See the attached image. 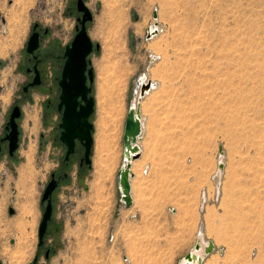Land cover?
I'll list each match as a JSON object with an SVG mask.
<instances>
[{
    "label": "rangeland",
    "instance_id": "obj_1",
    "mask_svg": "<svg viewBox=\"0 0 264 264\" xmlns=\"http://www.w3.org/2000/svg\"><path fill=\"white\" fill-rule=\"evenodd\" d=\"M83 1L91 13L86 33L98 45L87 55L90 166L66 169L39 246L40 197L62 147L58 115L54 109L42 115L46 92H21L20 65L35 22L46 29L39 48L49 51L42 54L44 85L56 90L55 55L73 35L74 12L67 8L74 0H0V132L13 102L22 113L16 157L5 162L0 155V264H30L34 256L35 264H177L199 225L214 245L200 264H264V0ZM153 13L159 32L146 39ZM144 73L157 87L141 101L145 125L132 170L133 203L124 207L115 173L126 108ZM115 75L124 80V113L112 134L115 163L98 184L94 162L111 125L103 117L104 91ZM28 145L33 170L22 179ZM218 146L223 165L216 190Z\"/></svg>",
    "mask_w": 264,
    "mask_h": 264
},
{
    "label": "water",
    "instance_id": "obj_2",
    "mask_svg": "<svg viewBox=\"0 0 264 264\" xmlns=\"http://www.w3.org/2000/svg\"><path fill=\"white\" fill-rule=\"evenodd\" d=\"M76 8L82 12L81 18H77L79 27L75 26V33L69 43L64 46L63 54L64 61L60 71V78L58 86L60 92L58 95L57 110L61 109V117L58 127L61 128L59 133V140L67 147L65 155L72 151L74 140H78L84 147V158L89 162L88 154L91 146V130L92 125L88 120L92 112L93 99L89 95V84L92 80L91 68L87 67V55L92 48L97 49L98 45L93 44L89 39L85 30V21L91 19V13L81 0H77ZM155 14H152L154 18ZM37 23L32 25V28ZM150 30L145 29V38L150 37ZM37 46V32H31L25 41V51L31 52ZM154 57V56H153ZM151 56V59L153 58ZM144 74H140L142 76ZM137 78V79H138ZM137 87V86H136ZM150 88V82L146 80L138 86V99ZM18 108L13 107L10 113L7 124L10 123V131L7 137L10 141V151L16 145V126L12 121L16 116ZM140 114L138 103L132 106L131 103L127 105L123 129H122V151L121 162L115 173V180L119 193V201L123 206L131 205L129 177L132 176L130 171V163L132 160L137 159L140 154L139 147L135 143L136 139L141 133ZM218 153L222 155L221 146H218ZM222 162H217V169L222 168ZM219 178V174L216 173ZM53 188L52 179L46 184L40 197V201L46 199V204L42 210L40 220L37 227V245H40L46 229L47 221L50 218L51 206L49 203L48 195ZM11 212V209H9ZM214 245L211 240H207L205 244H201L198 237L192 245L191 250H188L182 258L185 262H181L180 258L177 264H200L204 256L213 251ZM36 257L34 256L30 264H35Z\"/></svg>",
    "mask_w": 264,
    "mask_h": 264
},
{
    "label": "flooded vegetation",
    "instance_id": "obj_3",
    "mask_svg": "<svg viewBox=\"0 0 264 264\" xmlns=\"http://www.w3.org/2000/svg\"><path fill=\"white\" fill-rule=\"evenodd\" d=\"M81 1L84 4V1L83 0H81ZM76 2H77V0H74V3L72 5H70L69 8H67L69 12H71V11L74 12V19H75L74 28H75V26L79 27V23L77 21V18L80 19L81 15H82V12L78 11L76 8ZM86 22L87 21H85V23ZM34 23L35 22H33V24ZM85 23H84V25H85ZM32 25H31L29 34L31 32H37V46L31 52H26L25 46H24V61L21 63L20 66H21L23 73L25 74L26 77H25L24 82L21 84L20 90L22 93H28L31 90H37L38 92H40L39 90H41L42 92H46V99H45V102L43 104L42 115L45 116L47 114V112L52 110V109H54L55 113L58 115V122L56 123V128H58L57 140L62 147L61 158H60V162L56 165V168L48 173V179H47V181L43 187V189H44L46 184L49 182V180L52 179L53 188H52L50 194L48 195L49 203H50V206L52 208V204H51L52 193H53L54 189L56 188V186L58 185V183L60 182V180L66 178V175H67L66 169L69 168L72 163L76 164V167L78 170L81 169L82 167L83 168L89 167L90 166V152L88 154L89 162H86L85 158H84V147H83V145L78 140H74L73 146H72V151L69 152L67 155H65L67 147L58 138L59 133L61 131V128L58 127V124L60 122V117H61V109L57 110V103H58V95L60 92V88L58 86V80L60 78V71H61L63 61H64V57L62 56L63 49H64V46L66 44H64V46L62 48L61 54L55 55V57H56L55 61L57 62L55 64V66H56V68L58 66V68H57L58 74L53 76L54 88H56V90L52 91L51 86L50 85H47V86L44 85V80H43L44 76H45L44 75L45 68L48 66H46L47 61L45 60V58L42 57V54H45V53L49 54L48 53L49 51H48V49H44V52L42 54H40V52H39L41 35H42V33L44 34L46 32V29H43V28L41 29V27L38 24H36V26L34 28H32ZM74 33H75V29H74L73 35H74ZM58 61H60V64L58 63ZM51 66H52L51 69L54 70L55 67H53L52 64H51ZM49 96H51V98H53L55 101L54 102L51 101ZM14 106H16L18 108V110L16 112L17 114H16V116L13 117V120H12L15 123L16 131H17L16 132V141H15L16 145L13 146V149H11V151H10V141H9V138L7 137V134L9 133L11 128H10V123L7 124V122L9 120L10 113L12 112V109ZM21 115H22V113H21L20 106L18 104H14V102H13L10 105V107L8 108L5 120L3 121L2 130L0 132V155L5 156V158H6L5 162H8V160H12V159H14V157H16L15 153H16L17 148H18V144H19L18 140H19V135H20L19 134L20 133V124H19L18 120L21 118ZM40 202L44 203V206H45L46 199H44L43 201H40ZM6 209H7L8 214H13V210L9 205L6 206ZM9 209H11V212H9ZM50 218H51V215H50ZM50 218H49V220H50ZM49 220L47 221V223L49 222ZM46 226H47V224H46ZM45 232H46V229H45ZM45 232H44V235H45ZM41 245H39V246H41ZM43 256L47 257V249L44 250Z\"/></svg>",
    "mask_w": 264,
    "mask_h": 264
},
{
    "label": "bare ground",
    "instance_id": "obj_4",
    "mask_svg": "<svg viewBox=\"0 0 264 264\" xmlns=\"http://www.w3.org/2000/svg\"><path fill=\"white\" fill-rule=\"evenodd\" d=\"M16 5H18V4H16ZM14 6V5H13ZM16 7V6H15ZM109 11V10H108ZM115 11V10H114ZM123 15V14H122ZM13 18H19V17H17L15 14L12 16ZM13 18H11L10 16H9V19L11 20H13ZM121 19V18H120ZM119 19V20H120ZM155 21L154 22H152L149 26H147L146 28H148L149 30H150V37L149 38H147V39H151V38H153L155 35H157V33L159 32V26L158 25H156V18H153ZM119 22H118V27L120 28V26H119ZM118 34V33H117ZM113 49V48H112ZM105 50H110L109 48H106L105 47ZM116 51V50H115ZM113 53V51L112 50H110V51H108V53ZM115 53V52H114ZM111 55V54H110ZM154 56V58L155 57H157L156 55H153ZM154 60V59H153ZM117 63H120V62H118V59H117ZM115 64H113V66H114ZM117 65V64H116ZM122 66V65H121ZM121 66H118L119 68L121 67ZM115 67V66H114ZM113 67V68H114ZM117 68V67H116ZM119 68H117L118 70H120ZM123 68V67H122ZM121 68V72H122V70L124 69H122ZM119 71V72H120ZM116 72H118V71H116ZM118 72V73H119ZM119 74H123V73H119ZM118 75V74H117ZM117 75H115L114 77H115V79H114V81H111V84H110V86H109V84L108 85H106V88H105V91H104V97H105V99H104V106H103V113H104V115H103V117H105L107 120H108V122L111 124L110 125V133L108 134V140H107V146L106 147H102V146H100V148L102 147L103 149H101V151H98V152H102L101 153V155L99 156V159H97L95 162H94V166L96 165V168L94 169V173H93V175H94V178L96 179V180H98V182L96 181V183H98L99 184V180H101L102 182L104 181V180H106V177H107V175H109L110 173V171H111V168H112V165H114V163H115V159H116V156H115V152H114V149H113V135L112 134H115V130H116V127L118 126V124L120 123V121H121V117H122V115H123V109H124V107H123V104H122V100H123V96H124V80L122 79V75H120V76H117ZM124 75V74H123ZM111 76V75H110ZM110 80H112V79H110ZM146 80H148L149 82H150V88L144 93V95L140 98V99H138V92H137V94H136V90H135V94H136V96H135V98L132 100V102H130L131 103V105L132 106H135L136 105V103H138V107H139V114H140V124H141V133H142V131L144 130L143 128H144V125H145V123H144V118H142V115H141V101H142V99L146 96V95H148V93H150V91H152L153 89H155L157 86H156V82H154V81H152L151 79H149L148 77H146V75H145V73H144V75H142V76H140L138 79H137V81H136V84H137V88L136 89H138V86H139V84L140 83H142V82H145ZM110 83V82H109ZM168 96H169V94H168ZM166 97V96H165ZM166 100V99H165ZM168 104V103H167ZM164 105V104H163ZM166 106V105H165ZM101 110H102V108H101ZM102 115V114H101ZM169 116V115H168ZM170 117V116H169ZM33 118H35V117H33ZM35 120V119H34ZM141 133H140V135H141ZM140 135H139V137L136 139V141H135V143L137 144V146L139 147V150H140V152H141V147L139 146V144H138V142H139V138H140ZM142 136V135H141ZM103 139H104V137H103ZM103 145L102 143H98V145ZM27 151H25L24 153H23V155H24V157H25V160H26V163H25V165L23 166V168H19V171H20V177L22 178V179H25L27 176H30L31 177V175H32V170H33V168H32V153H33V146L32 145H28L27 146ZM99 148V149H100ZM98 150V149H97ZM99 155V154H98ZM222 157V155L221 154H219V157H218V161H221V158ZM135 160V159H134ZM133 161V160H132ZM132 161H131V163H132ZM131 163H130V171H131V173H132V176H133V167L136 165V164H134L135 163V161L132 163V170H131ZM137 166V168H138V164L136 165ZM219 172H221L220 170H216L215 171V173H214V177L216 178V186H215V189L217 190V186H218V180H219V178H217L216 177V173H218L219 174ZM109 173V174H108ZM222 173V172H221ZM132 176H130L129 177V186H130V196H131V179H132ZM24 181V180H23ZM22 181V182H23ZM95 181V180H94ZM25 182V181H24ZM94 183V182H93ZM98 184H96V185H98ZM19 185H20V183H19ZM23 185H24V183H23ZM21 186H22V184H21ZM93 187L95 186V183H94V185H92ZM99 186V185H98ZM103 186V185H102ZM96 187V186H95ZM97 188V187H96ZM99 188V187H98ZM219 188V187H218ZM94 190H96V189H94ZM3 191V190H2ZM95 192V191H94ZM99 192V191H98ZM204 200H205V196H204V193L202 192L201 193V197H200V209H201V207L203 206V202H204ZM2 201L3 200H1L0 199V221L2 222V211H1V208H2ZM104 201V200H103ZM131 201H132V197H131ZM104 205V204H103ZM4 222V221H3ZM10 222V221H9ZM13 222H15V220L13 221ZM11 223V222H10ZM21 223V222H20ZM1 224V223H0ZM15 224V223H14ZM17 224V223H16ZM1 226V225H0ZM200 226L201 225H199L198 226V229H197V232H196V237H198L199 238V240H200V242H201V244H205L206 243V241H207V239L203 236V233H202V231H201V229L202 228H200ZM16 227V226H15ZM21 227V226H20ZM3 233V232H2ZM191 250V249H190ZM9 252V251H8ZM19 252V251H18ZM10 254V253H9ZM13 257V256H12ZM180 261L181 262H185V260L182 258V257H180Z\"/></svg>",
    "mask_w": 264,
    "mask_h": 264
},
{
    "label": "crops",
    "instance_id": "obj_5",
    "mask_svg": "<svg viewBox=\"0 0 264 264\" xmlns=\"http://www.w3.org/2000/svg\"><path fill=\"white\" fill-rule=\"evenodd\" d=\"M140 157H141V156H140ZM139 159H140V158L133 160L132 163H133L134 161H136V160L139 161ZM132 163H131V170H132ZM134 177H135V171L133 172V176H132V178H134ZM130 185H131V197H132V201H131V203H133L132 184H130ZM124 207H125V206H124ZM127 207H129V206H127Z\"/></svg>",
    "mask_w": 264,
    "mask_h": 264
}]
</instances>
